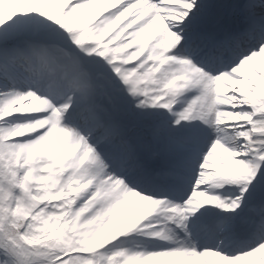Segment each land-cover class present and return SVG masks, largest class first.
I'll return each mask as SVG.
<instances>
[{
  "label": "snow or ice",
  "instance_id": "obj_1",
  "mask_svg": "<svg viewBox=\"0 0 264 264\" xmlns=\"http://www.w3.org/2000/svg\"><path fill=\"white\" fill-rule=\"evenodd\" d=\"M217 261L264 264V0H0V264Z\"/></svg>",
  "mask_w": 264,
  "mask_h": 264
},
{
  "label": "bare ground",
  "instance_id": "obj_2",
  "mask_svg": "<svg viewBox=\"0 0 264 264\" xmlns=\"http://www.w3.org/2000/svg\"><path fill=\"white\" fill-rule=\"evenodd\" d=\"M253 63L256 65L257 69H259V66H260L259 61H254ZM210 167H212L211 164H210ZM220 191H223V189H221ZM211 259L215 260V258H211Z\"/></svg>",
  "mask_w": 264,
  "mask_h": 264
},
{
  "label": "rangeland",
  "instance_id": "obj_3",
  "mask_svg": "<svg viewBox=\"0 0 264 264\" xmlns=\"http://www.w3.org/2000/svg\"><path fill=\"white\" fill-rule=\"evenodd\" d=\"M210 164H211V163H210ZM140 239H141V238H136V240H135L134 242L139 243V242H140ZM125 246H128V245H125ZM216 264H219V262L217 261Z\"/></svg>",
  "mask_w": 264,
  "mask_h": 264
}]
</instances>
